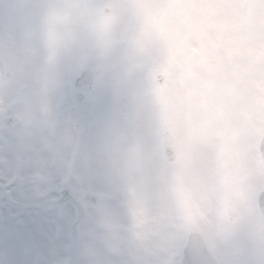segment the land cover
I'll return each instance as SVG.
<instances>
[{"label":"snow or ice","instance_id":"6c2138e0","mask_svg":"<svg viewBox=\"0 0 264 264\" xmlns=\"http://www.w3.org/2000/svg\"><path fill=\"white\" fill-rule=\"evenodd\" d=\"M0 264H264V0H0Z\"/></svg>","mask_w":264,"mask_h":264}]
</instances>
